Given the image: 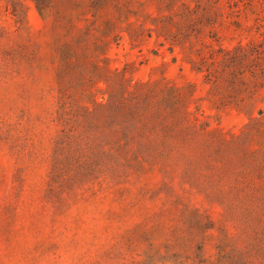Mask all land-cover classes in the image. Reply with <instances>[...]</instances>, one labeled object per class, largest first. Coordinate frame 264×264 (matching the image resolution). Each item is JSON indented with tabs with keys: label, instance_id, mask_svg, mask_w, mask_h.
<instances>
[{
	"label": "rangeland",
	"instance_id": "obj_1",
	"mask_svg": "<svg viewBox=\"0 0 264 264\" xmlns=\"http://www.w3.org/2000/svg\"><path fill=\"white\" fill-rule=\"evenodd\" d=\"M0 264H264V0H0Z\"/></svg>",
	"mask_w": 264,
	"mask_h": 264
}]
</instances>
